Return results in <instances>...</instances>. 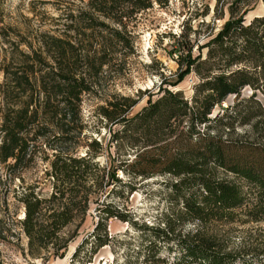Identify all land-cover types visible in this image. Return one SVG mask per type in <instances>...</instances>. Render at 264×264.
<instances>
[{"label":"trees","instance_id":"obj_1","mask_svg":"<svg viewBox=\"0 0 264 264\" xmlns=\"http://www.w3.org/2000/svg\"><path fill=\"white\" fill-rule=\"evenodd\" d=\"M213 2L212 18L220 25H206L209 31L195 56L183 35L170 37L176 82L190 74L197 80L190 101L161 82L134 114L139 96H104L103 87L115 64L123 65L134 53L138 15L167 0L57 5L49 29L33 41L6 39L9 50L0 68V186L20 182L21 173L39 158L46 163L43 175L50 189L45 194L34 185L12 189L21 216L8 213L7 224L0 217V241L19 244L22 236L21 255L45 264L64 256L90 217L91 234L70 255L74 264H85L108 242V219L128 222L106 200L117 193V174L127 179L121 183L127 194L135 188L130 181L157 176L171 179L168 187L179 194L181 212L165 214L161 226L141 228L155 240L172 242L176 253L171 264H264V253L226 250L204 227L264 221V16L244 22L264 0ZM244 87L251 91L247 102L252 106L241 110L246 101L237 97ZM228 96L235 103L221 108ZM86 99L97 101L94 113L107 127L106 142L92 137L82 119ZM214 107L221 114L210 118ZM234 121L248 126L241 139L228 138ZM211 122L219 129L211 132ZM92 130L98 135V129ZM103 155L100 165L97 159ZM184 221L192 228L176 232L173 223ZM89 238L90 250L80 257ZM143 259L148 264L164 261L149 251ZM0 264L11 263L0 256Z\"/></svg>","mask_w":264,"mask_h":264},{"label":"rangeland","instance_id":"obj_2","mask_svg":"<svg viewBox=\"0 0 264 264\" xmlns=\"http://www.w3.org/2000/svg\"><path fill=\"white\" fill-rule=\"evenodd\" d=\"M71 3L80 5L81 0H0V68L3 63H6V51L9 50L6 39L33 41L39 31L49 29V17L56 15V6L65 7L64 5ZM213 4V0H167L165 6L154 5L151 9L139 14L133 32L134 53L126 57L123 65L115 64L113 75L103 87L104 96L112 92L139 96L138 103L131 111L134 114L145 106L146 95L155 93L162 82L166 88L180 91L182 97L190 101L197 80L190 74L176 82V58L171 50L170 37L177 38L183 35L186 46H191V55L195 56L198 51L196 46L203 42L205 33L209 31L206 25L209 24L214 29L220 25L219 21L212 18ZM204 13L207 14L201 16ZM257 16H264V5L261 3H257L244 16V22L247 23ZM201 22L203 24H200ZM20 48L25 50L22 46ZM2 81L0 72V84ZM250 94L249 88L241 89L237 100L246 101L242 103L241 110L245 107L251 108V103L247 102ZM257 99L261 100V97L257 96ZM96 103L94 99L84 101L81 110L82 119L91 128L89 131L92 137L102 138L106 142L107 127L99 124L95 116ZM233 103H235L233 96H228L220 107L231 106ZM1 105L0 97V110ZM220 107L212 109L210 118L221 114ZM232 126L233 131L228 136L229 139H241L242 135L248 132V126H240L238 121H234ZM210 127L211 132H214L220 126L211 122ZM92 129H98V135ZM79 154L82 155L83 150H79ZM97 160L100 165H104L105 155ZM45 169L46 163L37 158L27 170L21 173L20 182L16 179L5 186H0V217H3L6 224L9 221L8 213L12 212L16 214V217L21 216V208L13 202L12 189L34 185L37 189H42L44 194L49 192V184L43 175ZM117 175L121 180L120 183L114 184L117 193L110 194L106 200L114 205L119 213L126 215L128 222L115 218L108 219L106 221L108 242L91 254L89 262L85 264H148L143 259V255L148 251L154 253V258L163 259L161 264H171L173 255L176 253L172 242L155 240L151 231L141 228L142 226L155 227L160 225V219L165 214L176 215L181 212V204L178 202L179 194H174L168 187L171 179L156 176L146 180L130 181L135 188L127 194L126 185H121V183H128L127 179L119 173ZM226 178L237 182L230 175ZM240 185L242 189H246L243 183L240 182ZM92 222L91 218L87 217L80 235L70 243L64 256L45 264H74L70 255L75 246L91 234ZM204 227L206 232L220 239L226 250L264 253V221L244 224L211 222ZM173 228L176 232L178 230L184 232L192 228V225L186 221L176 222L173 223ZM90 239L81 248L80 257L89 252ZM20 247H25V239L22 236H20L19 244L8 240L0 241L1 258L11 264H40L39 260L24 258ZM78 260L80 262V259Z\"/></svg>","mask_w":264,"mask_h":264}]
</instances>
